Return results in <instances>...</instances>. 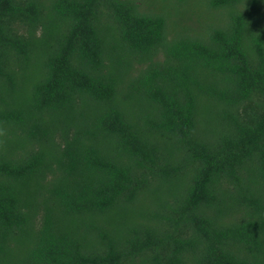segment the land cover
Returning a JSON list of instances; mask_svg holds the SVG:
<instances>
[{
    "label": "trees",
    "instance_id": "trees-1",
    "mask_svg": "<svg viewBox=\"0 0 264 264\" xmlns=\"http://www.w3.org/2000/svg\"><path fill=\"white\" fill-rule=\"evenodd\" d=\"M148 1L0 0V264H264V0Z\"/></svg>",
    "mask_w": 264,
    "mask_h": 264
},
{
    "label": "rangeland",
    "instance_id": "rangeland-1",
    "mask_svg": "<svg viewBox=\"0 0 264 264\" xmlns=\"http://www.w3.org/2000/svg\"><path fill=\"white\" fill-rule=\"evenodd\" d=\"M171 1H175V0H171ZM190 1V0H189ZM140 2H141V4L143 5V7H145L146 9H153V8H150L149 6H148V4H150L149 3V1L148 0H140ZM158 7V6H157ZM204 11V10H203Z\"/></svg>",
    "mask_w": 264,
    "mask_h": 264
}]
</instances>
